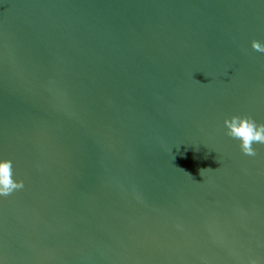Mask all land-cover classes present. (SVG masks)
Listing matches in <instances>:
<instances>
[{
  "label": "water",
  "instance_id": "water-1",
  "mask_svg": "<svg viewBox=\"0 0 264 264\" xmlns=\"http://www.w3.org/2000/svg\"><path fill=\"white\" fill-rule=\"evenodd\" d=\"M253 39L264 0H0V264H264Z\"/></svg>",
  "mask_w": 264,
  "mask_h": 264
},
{
  "label": "clouds",
  "instance_id": "clouds-1",
  "mask_svg": "<svg viewBox=\"0 0 264 264\" xmlns=\"http://www.w3.org/2000/svg\"><path fill=\"white\" fill-rule=\"evenodd\" d=\"M251 46L254 50L264 52V44L253 39ZM226 135L239 140L243 154L255 156L257 151L253 144L264 145V123H257L250 115H232L225 117ZM205 169H201L203 171ZM24 187L23 180L13 178V165L10 159H0V196H8L14 190Z\"/></svg>",
  "mask_w": 264,
  "mask_h": 264
}]
</instances>
